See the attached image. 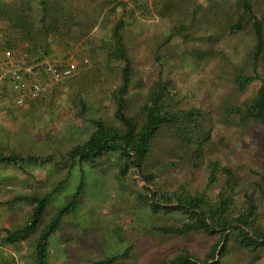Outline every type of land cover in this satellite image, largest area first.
<instances>
[{"label": "trees", "instance_id": "16d2710c", "mask_svg": "<svg viewBox=\"0 0 264 264\" xmlns=\"http://www.w3.org/2000/svg\"><path fill=\"white\" fill-rule=\"evenodd\" d=\"M148 1L0 0V64L4 69H16L11 72L23 78L29 73L26 67H31L30 70L39 71L44 85L65 80L64 69H70L73 77L78 68L87 65L92 71L89 81L99 85L112 108L110 114L105 109L108 105L89 94L78 96L76 112L63 122L54 144L49 136L37 140L34 130L14 143L9 132L4 131L0 133V158L16 162L22 158L23 148L34 145L40 147L39 152L27 154V158L70 161L78 157L83 161L113 154L119 159L121 176L131 169L142 175L146 181L141 186L143 199L152 212L166 215L180 210L186 215L187 220L181 224L155 226L157 232L213 237L201 256L182 249L156 264H252L253 257L264 255V166L261 172H255L258 177L251 179L243 178L233 166L210 160L202 190L191 191L186 182L173 188L166 186L161 175L163 167H169L166 162H158L163 136H169L173 150L178 148L199 158L206 143L212 141L215 116L211 110L209 114L201 107L182 105L169 76H159L142 90L143 83L133 78L135 67L128 44L135 29L139 31L135 32L137 35L144 31V20L152 10L170 21L163 41L178 36V49L184 55L189 51V29L198 24L213 25L220 20L228 35H250L252 44L242 61L229 67L231 80L238 92H244L254 81L260 84L251 96L225 104L224 115L229 120L259 125L264 137V9H259L253 0H151L152 4ZM202 9L206 14L199 16L197 12ZM214 40L220 41L210 34V43ZM190 49L194 59L219 55L211 48L200 54L194 44ZM106 70L109 73L102 77ZM112 72L118 81L108 88L107 77ZM36 99L41 101L42 95ZM45 102L44 99L42 107L53 110ZM70 169L69 165L63 177L70 174ZM61 183L59 180L43 194L32 192L12 198L30 205L31 210L27 221L18 228H4L0 245L26 241L41 221L50 194ZM81 188L82 181L71 200L57 209L33 237L35 264L46 263L49 237L63 215L75 209ZM119 257L113 255L90 264H112Z\"/></svg>", "mask_w": 264, "mask_h": 264}, {"label": "rangeland", "instance_id": "374dc122", "mask_svg": "<svg viewBox=\"0 0 264 264\" xmlns=\"http://www.w3.org/2000/svg\"><path fill=\"white\" fill-rule=\"evenodd\" d=\"M253 2L259 9H264V0ZM148 3L152 4V1ZM197 13L201 16L206 11L202 9V12ZM144 21L147 22L144 31L137 35L139 31L135 29L130 34L128 44L135 67L134 81L143 83L142 90H146L145 87L152 80L169 76L175 83L177 97L182 105H195L209 114L211 110L215 116L212 141L206 143L199 158L177 147L173 150L169 136H163L159 143L162 153L158 156V162H166L169 168L166 170L163 165L162 182L169 188L186 182L191 191L202 190L207 182L210 160L233 166L243 178L258 177L255 172H261L264 166L262 128L252 122L244 124L229 120L224 115L225 104L251 96L260 84V81H254L244 92H238L231 80L229 67L232 63L242 61L251 47V36L244 32L228 35L220 20L213 25L198 24L189 29L192 34L187 46L189 51L188 55H184L178 49V36L163 41L164 34L170 28V21L166 17L160 18L152 10ZM210 34L220 41L210 43ZM193 44L200 54L211 48V51L218 52L219 57L194 59L190 51ZM93 71L96 72V68ZM91 72L86 65L84 69L78 68L76 77L53 83L48 88L52 90V94H48L52 95L49 102L54 109L50 110V114L43 112L39 118L28 117V121L35 122L37 127L34 129L37 140L42 141L49 136L51 144H54L53 139L59 134L63 122L76 112L75 98L78 96H92L99 92L96 100H100L104 106L108 105L105 109L111 114V104L105 100L99 85L89 81ZM107 72L103 71L102 77ZM116 78L115 73L109 74L108 88L115 86L118 81ZM135 85L134 82L133 87ZM16 112L19 118L28 116L25 111L23 114L20 110ZM20 122L13 120L6 127L13 131ZM26 132H16L14 137L18 136L16 139L21 140L28 136ZM2 137L5 141L6 136L3 134ZM39 148L35 145L23 148L22 158L16 162L0 158V202H3L0 204V233L4 228L16 229L21 226L27 221L31 210V206L25 202L12 199L14 191H17L14 186L20 184L13 177L14 170L19 171L28 165L36 167L37 173L30 176L36 180L31 190L41 194L62 180L58 189L50 194L41 221L32 229L26 241L20 239L18 243L0 245V264H35V247L31 242L33 237L57 209L71 200L80 181L82 188L75 209L63 215L60 225L49 237L45 264H90L113 255L120 257L112 264H156L157 260L170 257L182 249L201 256L209 248L213 239L210 236L157 232L155 226L181 224L187 220L186 215L180 210H173L166 215L152 212L143 199L144 191L141 189L146 181L133 169L121 176L118 171L119 159L115 155L97 156L83 161H79L78 157L70 161L68 158L65 161L27 158V154L31 156L39 152ZM69 165L70 174L63 177ZM29 193L30 190H27L23 194ZM251 261L252 264H261L264 255L253 257Z\"/></svg>", "mask_w": 264, "mask_h": 264}, {"label": "crops", "instance_id": "0c3cea01", "mask_svg": "<svg viewBox=\"0 0 264 264\" xmlns=\"http://www.w3.org/2000/svg\"><path fill=\"white\" fill-rule=\"evenodd\" d=\"M71 75L72 74H70L68 77H70ZM56 82H58V80L42 85V90L39 95V96L42 95L41 101H37V99H26V102L22 105H16L14 103L12 99L14 92L11 90V88H9L8 84L3 85L2 91L0 92V133L4 131H8L11 137L14 138V140L12 141L16 143L17 142L16 137L18 136L14 137V133L19 132L21 130H26V129L27 131H32L35 128H37L35 125V122H32L31 120L28 121V117L32 119L39 118L42 116L43 112L45 113L47 112L49 114L51 113L49 109L46 110L47 107L46 108H44L45 106L42 107V103L44 99L46 100L45 104L50 103L49 98H52V95H49V94L51 93L50 91L52 90H48V88L51 87L52 84ZM98 93L92 96L90 94L89 95L90 97L96 100ZM47 98H48V101H47ZM53 98L55 97L53 96ZM16 110H20L21 114H23V111H25L27 112L26 115L28 116L25 118L24 117L19 118V116H17ZM36 114H38L39 117H36L37 116ZM13 120H17V121L20 120L21 122H20V125L17 126V128H15V130L11 131L6 127V125L10 124ZM35 173H37V169L36 167H33L32 165H28L24 169L21 168L19 171L14 170L13 177L18 179L20 182L19 185L14 186V189L17 190V191H14L15 195L23 194L27 190H30V193H32L31 189L34 187V182H36V180H34L35 178L32 179L30 176H34ZM23 189H25V191ZM17 202H20V201H17Z\"/></svg>", "mask_w": 264, "mask_h": 264}, {"label": "built area", "instance_id": "2783aa9c", "mask_svg": "<svg viewBox=\"0 0 264 264\" xmlns=\"http://www.w3.org/2000/svg\"><path fill=\"white\" fill-rule=\"evenodd\" d=\"M30 69L31 67H26V71L29 72L27 77L18 78L15 72L12 73L16 69H4L0 64V92L2 91L3 85L8 84L9 88L14 92L12 99L16 105L24 104L26 99L38 98L42 90L39 71ZM70 73V69H64L63 71L64 76H68Z\"/></svg>", "mask_w": 264, "mask_h": 264}]
</instances>
